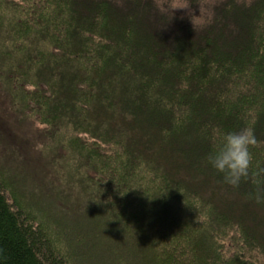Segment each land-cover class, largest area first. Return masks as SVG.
<instances>
[{
	"label": "trees",
	"instance_id": "trees-1",
	"mask_svg": "<svg viewBox=\"0 0 264 264\" xmlns=\"http://www.w3.org/2000/svg\"><path fill=\"white\" fill-rule=\"evenodd\" d=\"M0 87L59 169L50 216L2 169L0 264H86L110 240L88 245L87 219L141 240L143 264H264V0L221 1L201 26L155 0H0ZM245 126L232 185L207 157Z\"/></svg>",
	"mask_w": 264,
	"mask_h": 264
},
{
	"label": "rangeland",
	"instance_id": "rangeland-1",
	"mask_svg": "<svg viewBox=\"0 0 264 264\" xmlns=\"http://www.w3.org/2000/svg\"><path fill=\"white\" fill-rule=\"evenodd\" d=\"M155 1L161 7L164 5L171 6L175 13L182 17H190L196 25L201 26L212 16V11L215 5L224 0H194L192 2L191 0ZM240 1L249 2L251 0ZM6 97V92L0 87V112L2 114L5 113L4 116L10 123L13 122L17 134L26 138L28 137V145H22L24 147L21 148V151L23 152L24 150H27L29 156H26L27 161L25 163L20 158L21 154H24L19 150V147L12 145L14 144L13 142L0 135V173H4L2 169L9 171L5 172L3 175H9V173L11 174V171H13L14 174L12 175L14 180L12 179V184L19 188V194H22L26 201L32 203L33 206H37L41 212L48 214L50 202L52 201L51 198L53 194L58 193L59 177L56 175L59 174V169L54 168V166L50 164L49 156L45 155L47 153L40 154L37 150L42 146L40 144L41 142L45 143L48 140L50 141V138L41 128L33 126L30 120L20 118L18 116L19 113H17L18 109L12 107L9 110V101L4 103ZM1 123H4L3 120ZM18 123H26V126L20 127ZM28 123H31L35 129H30ZM52 149H54V146ZM48 153V155L51 156L53 151L51 150ZM41 158H44L45 160V164L47 165L45 168L43 167V160H40ZM38 160H40L41 163H39ZM7 177H10V175ZM35 188L37 192L34 191ZM21 189L23 191H21ZM48 193H51V196ZM80 197L82 196L79 195L75 202L76 205L78 204ZM35 199L39 200L41 204H36L32 201ZM64 205L66 204L64 203ZM73 205L72 200L70 207L72 208ZM49 214L51 213L49 212ZM96 223V219H87L84 220L83 225H79L75 228V231L82 230L85 233L83 236L87 239L88 245L91 246L96 245L95 239L99 241L103 239L101 242L110 239L106 247L103 246L98 250L95 259L94 255L88 256L91 252H86L87 260H89L86 264H143L144 261L140 259L139 254L142 252V247L145 246V244L141 240H138L134 235L127 233H124V235L121 234L122 237L120 239H117V233L113 234V236L107 234V237L104 238L101 229L108 222L103 224L102 227H99ZM111 230H113V226H109V231ZM85 238L81 236L78 239L86 241Z\"/></svg>",
	"mask_w": 264,
	"mask_h": 264
},
{
	"label": "clouds",
	"instance_id": "clouds-1",
	"mask_svg": "<svg viewBox=\"0 0 264 264\" xmlns=\"http://www.w3.org/2000/svg\"><path fill=\"white\" fill-rule=\"evenodd\" d=\"M253 143L255 138L250 127L225 132L219 144L208 154V162L223 174L227 183L235 185L247 172L250 163L249 145Z\"/></svg>",
	"mask_w": 264,
	"mask_h": 264
}]
</instances>
